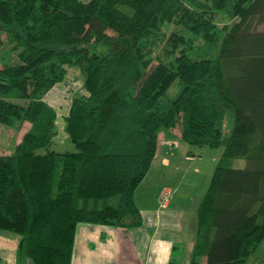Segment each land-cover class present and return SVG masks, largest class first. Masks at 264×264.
<instances>
[{"label":"trees","instance_id":"obj_1","mask_svg":"<svg viewBox=\"0 0 264 264\" xmlns=\"http://www.w3.org/2000/svg\"><path fill=\"white\" fill-rule=\"evenodd\" d=\"M261 24L264 0H0V123H30L0 154V230L21 236L19 264H72L80 223L140 226L136 190L178 125L185 143L224 147L189 264H264ZM68 65L85 91L65 116L76 150L60 152L45 95Z\"/></svg>","mask_w":264,"mask_h":264},{"label":"crops","instance_id":"obj_2","mask_svg":"<svg viewBox=\"0 0 264 264\" xmlns=\"http://www.w3.org/2000/svg\"><path fill=\"white\" fill-rule=\"evenodd\" d=\"M70 105L71 103H67L63 106L60 118L58 116L61 128L65 127V116ZM60 111L61 109L58 112ZM180 138L181 131L176 134L174 128L171 132L160 134L157 153L145 179L150 177L151 173L157 174L160 170H164V174H169L167 172L172 165H176V170L178 169V161L175 158L181 156L176 151L181 146ZM189 152L191 151L185 156L187 161L194 158ZM185 186L184 183L180 185L181 188ZM162 193L173 195L177 192L174 187L164 186L163 189L157 187L156 191L150 194L149 202L138 205L142 216L140 226L122 228L78 224L72 264H178L181 257L175 255L179 246L186 242L193 245L195 242L192 237L187 239L186 234L187 220L190 219L192 212L188 210L187 204L179 202L180 198L171 196L164 199ZM158 196L160 200L157 199ZM20 241L19 234L0 230V264H19L17 249ZM257 258L264 261V257ZM21 264L34 262L25 259Z\"/></svg>","mask_w":264,"mask_h":264},{"label":"rangeland","instance_id":"obj_3","mask_svg":"<svg viewBox=\"0 0 264 264\" xmlns=\"http://www.w3.org/2000/svg\"><path fill=\"white\" fill-rule=\"evenodd\" d=\"M218 20L220 24H224L225 22L233 21V18L230 16L224 15V13L219 14ZM260 28H264V24L260 25ZM162 46L158 47L159 49ZM158 49V50H159ZM8 58L11 53L7 49L6 44H2L0 47V56ZM2 57V56H1ZM16 61V59L14 58ZM84 75L78 65H68L67 66V74L64 80L58 82L52 89H50L45 95V99L53 104L56 109L62 114V107L67 103H71L73 97L82 92H84L83 88ZM177 93V89L175 87L171 88L169 94L174 97ZM64 108V107H63ZM57 121V135L53 140L52 148L64 152V151H75L76 148L74 144L70 141L68 134L65 131V128H61L59 123L60 119ZM29 122L26 121L21 125L10 126L0 123V154L1 153H11L14 151L16 145L21 141L23 135L27 131L29 127ZM231 120L230 115H227L225 120V137L228 136L231 132ZM181 131L180 125L174 128V132L179 134ZM181 146L176 149L177 154L181 156H177L175 159L178 161V169L177 166L172 165L169 168V174H164V170H160L159 172L151 173L150 177L145 179L137 188L135 193V199L138 205L143 202H149L150 194L156 191V188L163 189L164 186L174 187L177 193L169 194L168 198L171 196H175L176 199H179V202L183 204H187L188 210H190L191 216L188 219L187 223V239L190 237L194 238L196 242L197 238V225H198V206L205 195L216 165L223 153L224 147L221 146L219 148H211V147H203L200 148L196 145H190L181 140ZM191 151L193 153L192 160H186L185 156ZM231 165L234 167H243L245 165L244 159H234L231 161ZM181 183H184L185 188H181ZM146 195V197H145ZM158 200L159 196L157 197ZM182 200V201H180ZM185 201L187 203H185ZM190 214V212H189ZM194 242V244H195ZM191 243L186 242L183 245H180L176 250V257L180 255L181 261H178V264H189L192 258L193 247ZM254 257H260L261 259L264 257V242L257 249ZM252 259L248 264H253Z\"/></svg>","mask_w":264,"mask_h":264},{"label":"built area","instance_id":"obj_4","mask_svg":"<svg viewBox=\"0 0 264 264\" xmlns=\"http://www.w3.org/2000/svg\"><path fill=\"white\" fill-rule=\"evenodd\" d=\"M162 197H163L164 199H167V198H168V194H167V193H162Z\"/></svg>","mask_w":264,"mask_h":264}]
</instances>
